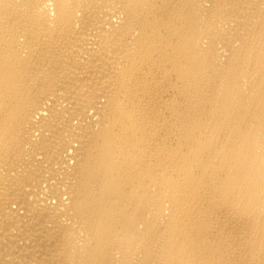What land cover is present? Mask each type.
I'll return each instance as SVG.
<instances>
[{
  "label": "bare ground",
  "instance_id": "1",
  "mask_svg": "<svg viewBox=\"0 0 264 264\" xmlns=\"http://www.w3.org/2000/svg\"><path fill=\"white\" fill-rule=\"evenodd\" d=\"M0 264H264V0H0Z\"/></svg>",
  "mask_w": 264,
  "mask_h": 264
}]
</instances>
